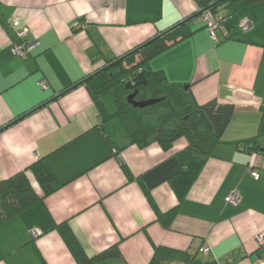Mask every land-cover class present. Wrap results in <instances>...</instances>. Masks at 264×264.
Wrapping results in <instances>:
<instances>
[{"label":"crops","instance_id":"0c3cea01","mask_svg":"<svg viewBox=\"0 0 264 264\" xmlns=\"http://www.w3.org/2000/svg\"><path fill=\"white\" fill-rule=\"evenodd\" d=\"M203 2L0 0V180L41 159L61 184L0 222V264H76L60 224L88 258L117 245L125 264H149L159 246L185 252L189 264L264 259V245L255 242L264 235V155L238 146L257 134L264 105V3H240L238 18L252 23L247 32L227 14L211 39L202 18L191 19L183 27L188 36H178L148 62L196 106L215 101L234 108L221 142L181 200L169 180L180 170L176 154L186 140L176 139L168 150L154 141L130 144L118 117L102 123L82 83L107 60L201 12ZM23 27L25 41L37 44L20 58L12 48L20 44L16 31ZM102 102L109 114L115 112ZM144 191L159 212L173 211L167 227ZM232 191L240 196L237 204L225 200ZM32 229L40 235L33 238Z\"/></svg>","mask_w":264,"mask_h":264},{"label":"trees","instance_id":"16d2710c","mask_svg":"<svg viewBox=\"0 0 264 264\" xmlns=\"http://www.w3.org/2000/svg\"><path fill=\"white\" fill-rule=\"evenodd\" d=\"M241 2L251 5L264 3V0H204L201 12L165 30L153 40L137 46L124 56L107 60L101 69L82 82L101 115L102 123L111 117H118L130 144L142 147L154 141L162 149L168 150L176 139L182 137L186 140L185 148L176 154L180 170L169 180V185L178 200L184 197L205 160L212 156L214 148L221 142L222 135L232 119L234 108L232 104H218L215 101L196 106L187 91L179 85L169 83L162 72L151 71L148 62L166 50L168 44L174 42L178 36L186 38L189 32L184 31L183 27L191 19L201 17L203 11H208L211 15L219 13L224 20L227 14L234 16L240 31L238 23L242 18H238V13ZM225 39H228L227 35ZM139 75L145 84L133 89L125 88L127 82ZM134 91V100L137 102L159 101L142 108L133 107L127 98ZM105 94H109L112 99L115 108L113 114H109L104 107L102 97ZM260 113L257 134L238 146L241 145L247 153L264 155V105L261 106ZM106 144L111 149L113 144L107 137ZM123 171L130 178L125 168ZM27 172L39 186L41 196L34 191ZM60 187L61 184L57 182L49 166L41 159L34 161L25 171H19L0 180V222L42 201L43 197ZM144 194L157 220L167 227L173 211L159 212L149 192L144 191ZM56 228L76 264H125L117 245L88 258L66 224H60ZM175 260L181 264H189L191 257L185 252L180 253L159 246L154 248L149 264H172Z\"/></svg>","mask_w":264,"mask_h":264},{"label":"built area","instance_id":"2783aa9c","mask_svg":"<svg viewBox=\"0 0 264 264\" xmlns=\"http://www.w3.org/2000/svg\"><path fill=\"white\" fill-rule=\"evenodd\" d=\"M201 18H202L203 23L205 24V27L207 29V32L210 38L215 39L214 34L218 29L221 28V25H222L221 22L224 19L219 13H214L213 15H211L208 11H203L201 14ZM11 24L12 26H15L17 24V20L13 19L11 21ZM238 27L240 31L247 32L248 30L251 29L252 25H251V22L247 18H242L238 23ZM16 32L21 42L19 45L14 46L12 48V52L17 57L25 58L31 52L32 48L37 44V42L34 41L33 43L29 44L25 41V37L28 34V29L26 27L19 28ZM39 86L42 89H46L47 87L43 81L39 82ZM252 175L255 176V173L253 172ZM225 200L228 203L237 204L240 200V196L237 193V191H232L227 195ZM30 234L33 238H35L38 235H40V231L37 229H32ZM255 242L257 243L259 247L263 246L264 245V235L263 234L257 235L255 238ZM201 251L202 253L206 254L208 252V248L207 247L202 248ZM255 264H264V259L263 258L258 259Z\"/></svg>","mask_w":264,"mask_h":264},{"label":"water","instance_id":"95a60500","mask_svg":"<svg viewBox=\"0 0 264 264\" xmlns=\"http://www.w3.org/2000/svg\"><path fill=\"white\" fill-rule=\"evenodd\" d=\"M143 84H145V81L143 80L142 76L139 75L136 78H134L132 81L127 82L125 84V88L133 89L134 87H136L138 85H143ZM134 97H135V91L128 96L127 100L133 107H137V108L146 107V106H149V105L159 101V100H149V101L137 102L134 100Z\"/></svg>","mask_w":264,"mask_h":264},{"label":"rangeland","instance_id":"374dc122","mask_svg":"<svg viewBox=\"0 0 264 264\" xmlns=\"http://www.w3.org/2000/svg\"><path fill=\"white\" fill-rule=\"evenodd\" d=\"M102 99H103L105 102H109V103L111 104V108H114L113 102H112V100H111V98H110L109 95L105 94V95L102 97Z\"/></svg>","mask_w":264,"mask_h":264}]
</instances>
